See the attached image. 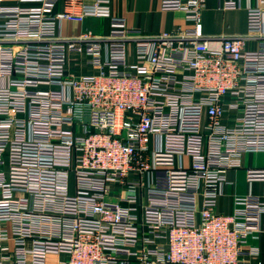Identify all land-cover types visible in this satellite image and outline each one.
<instances>
[{
    "label": "built area",
    "instance_id": "obj_1",
    "mask_svg": "<svg viewBox=\"0 0 264 264\" xmlns=\"http://www.w3.org/2000/svg\"><path fill=\"white\" fill-rule=\"evenodd\" d=\"M17 1L0 5V264L257 254L247 241L264 230V195L216 208L227 171L264 152V0L247 7L243 36L222 37L200 29L206 0H161L189 25L155 35L129 28L109 0H65L62 11L60 0ZM90 16L108 17L109 33L58 32ZM73 51L96 71L68 72ZM246 178L264 181V166Z\"/></svg>",
    "mask_w": 264,
    "mask_h": 264
},
{
    "label": "crops",
    "instance_id": "obj_2",
    "mask_svg": "<svg viewBox=\"0 0 264 264\" xmlns=\"http://www.w3.org/2000/svg\"><path fill=\"white\" fill-rule=\"evenodd\" d=\"M93 2L94 0H85ZM115 15L125 18L129 28L139 30L143 34H160L173 32L180 28H186L189 21L180 10H162L161 0H109ZM229 0H206L202 11L200 29L206 36H243L247 31V7L259 4L258 0H238L237 8H226L225 3ZM17 0H0V5L17 4ZM65 7V0H60L56 6L57 11ZM86 31L94 35H107L110 31V19L108 17H87L81 22L64 21L59 25L58 32L65 37H77ZM211 45L217 46L218 42L213 38ZM247 48H255L254 39H246ZM89 56L85 52H70L67 58L66 69L75 75H84L96 70L88 64ZM134 57L130 58L133 62ZM225 122L228 123L227 118ZM264 166V152H249L242 157V167L230 169L226 176L228 183L223 186L222 194L218 198L217 211L230 214L239 207L235 199L247 194L264 195V181L255 180L249 182L246 178L247 167ZM121 203L126 205L125 201ZM141 200L138 202V211ZM253 221L256 218L252 217ZM247 245L256 246L258 253L246 256L245 264H257L264 258V230L258 240L248 239Z\"/></svg>",
    "mask_w": 264,
    "mask_h": 264
}]
</instances>
